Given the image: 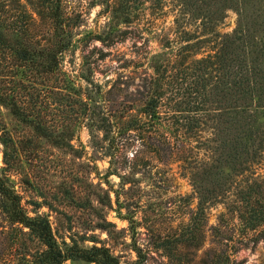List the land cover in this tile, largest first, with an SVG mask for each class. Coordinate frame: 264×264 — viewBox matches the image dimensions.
<instances>
[{"label":"trees","instance_id":"trees-1","mask_svg":"<svg viewBox=\"0 0 264 264\" xmlns=\"http://www.w3.org/2000/svg\"><path fill=\"white\" fill-rule=\"evenodd\" d=\"M100 3L103 27L75 39L82 12L69 10L65 0H0V213L39 244L34 251L25 249L22 263L83 258L98 264H144L146 255L135 241L136 258L125 263L108 246L80 245L73 237L59 241L48 215L38 211L42 201L34 199L33 208L27 209L10 174L19 172L26 184L33 179L21 167L22 145L16 143L1 106L38 136L77 155L81 153L72 140L83 123L102 131L109 164L100 178L108 188L99 182L101 191L87 188L82 194V178L71 180L70 198L76 205L83 199L96 208L91 201L95 194L101 203L111 207L115 201L120 207L119 188L108 179L113 173L122 189L140 181L131 175L138 171L153 188H166L179 175L191 185L187 196L197 199L189 219L193 212L205 216L208 205L223 203L220 215L241 231L240 245L256 243L264 237V0ZM228 9L237 12V22L221 32ZM169 14L170 23L158 26ZM127 36L140 38L137 58L130 61L137 67L147 62L152 72L144 70L133 85L121 75L95 81L90 63L107 52L96 43L87 52L84 48L93 40L110 45ZM149 36L157 38L160 49L152 50ZM76 41L87 67L72 73L62 63ZM94 51L98 53L91 57ZM86 182L93 187V181ZM122 217L133 231L142 222L134 214ZM88 224L109 230L113 222L101 215L100 221ZM195 231L190 227L183 240L193 239Z\"/></svg>","mask_w":264,"mask_h":264},{"label":"rangeland","instance_id":"rangeland-1","mask_svg":"<svg viewBox=\"0 0 264 264\" xmlns=\"http://www.w3.org/2000/svg\"><path fill=\"white\" fill-rule=\"evenodd\" d=\"M22 1L27 3V0ZM100 1L65 0L69 10L74 8L82 12L80 24L74 27V31L77 32L74 35L75 39L81 37L86 30H100L103 27L106 17L98 15L102 7ZM169 19L171 14L167 16L165 23L162 20L158 26L161 23L168 25ZM236 22L237 12L228 9L219 24V30L229 31ZM139 39L127 36L110 45L101 44L97 40L91 41L84 51L87 52L96 43L107 52L103 58L96 61V64L90 63L94 80L102 83L121 75L128 84L133 85L140 81L144 70L152 72L147 62L137 67L130 61L137 58L136 43H139ZM77 42L63 55V67L72 73L80 72L87 67L81 60L82 50ZM149 44L153 51L160 49L155 36H149ZM92 53L94 54L91 57H94L98 51ZM1 109L16 143L22 145L21 167L30 174L33 183L22 182L20 179L22 176L17 171H11L10 175L16 181V187L21 191L22 201L27 209L33 208L31 201L34 199L42 201L38 211L48 215L59 241L64 238L70 242V237H73L80 245L95 243L108 246L119 257L121 263L136 258L133 249L135 241L146 255L144 264H264V237L259 238L256 243L240 245L241 231L235 229L227 215H220L224 210L223 203L208 205L205 208V216L193 212L192 218L189 219V214L196 208L197 199L187 196L191 191V185L188 179L179 175H173L168 187L153 188L147 185L145 181L147 177L138 171L131 175L140 181L126 183V189H122L119 176L113 173L108 179L113 187L119 188L120 207L115 201L111 207L101 203L95 194H91V201L96 208L88 206L83 199H80L82 202H78L80 205H76L77 201L73 202L70 198L71 180L77 183V179L79 181L82 178V194L83 189L87 188L101 191L98 189L99 182L104 188H108L100 178L109 164L102 131L95 127L89 128L83 123L79 127L77 138L72 140L81 153L77 155L38 136L30 125L20 121L7 107L1 106ZM25 136L28 137L27 141H20ZM133 146L128 148V156L133 153ZM3 166L0 142V170ZM261 170L260 172H263L264 167ZM86 180L93 181V187L87 184ZM65 185L70 191L65 189ZM110 195L114 198L112 191ZM30 212L33 213L31 210ZM128 214H134L135 219L142 221L137 224L136 231L129 227L127 218L122 217ZM101 215L113 222L108 226L109 230L96 224H88L91 221L94 223L100 221ZM192 226L196 229L194 238L183 240L189 235L188 231ZM37 246L39 244L36 240L26 238L15 226H10L0 213V264H23L25 249L30 248L34 251ZM226 255H229V258ZM59 264L98 263L76 258L66 259Z\"/></svg>","mask_w":264,"mask_h":264}]
</instances>
